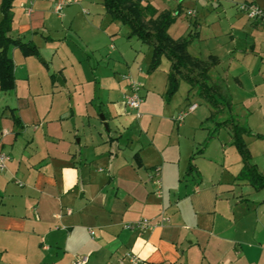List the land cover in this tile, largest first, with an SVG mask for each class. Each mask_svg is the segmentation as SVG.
Listing matches in <instances>:
<instances>
[{
	"label": "crops",
	"instance_id": "0c3cea01",
	"mask_svg": "<svg viewBox=\"0 0 264 264\" xmlns=\"http://www.w3.org/2000/svg\"><path fill=\"white\" fill-rule=\"evenodd\" d=\"M29 1L14 0L8 36L33 44L40 59L10 46L15 87L0 91V152L9 157L0 172V264L83 258L85 264H264V188L256 191L239 176L241 158L229 130L212 134L215 122L206 120L212 110L188 115L198 107L187 84L182 104L165 103L168 62L147 73L150 50L141 43L132 48L129 30L122 33L100 0H74L60 15L54 0ZM143 1L158 12L172 10L164 0ZM241 3L264 11V0H188L184 7L195 17L176 16L168 34L190 35L208 47L192 52V38L193 57L218 59L211 80L225 82L234 111H247L234 116L252 135L243 140L256 167L261 158L257 169L264 177V140L253 137L264 136L258 133L264 129V31L238 10L230 13ZM216 9L222 13L217 22L210 18ZM225 16L224 26L219 20ZM74 37L86 54L118 52L128 67L126 87L117 79L120 86L108 84L97 102L93 75L85 78L84 92L83 81L67 75L81 63L68 44ZM129 83L140 84L139 118L124 103ZM240 92L245 96L237 100ZM258 144L260 156L253 149ZM155 167L159 188L149 179ZM140 219L151 227L124 228Z\"/></svg>",
	"mask_w": 264,
	"mask_h": 264
},
{
	"label": "trees",
	"instance_id": "16d2710c",
	"mask_svg": "<svg viewBox=\"0 0 264 264\" xmlns=\"http://www.w3.org/2000/svg\"><path fill=\"white\" fill-rule=\"evenodd\" d=\"M104 12L113 22H119L129 30L127 38H136L143 46L150 50V61L147 73L154 72L163 58L168 62L166 75V91L164 100L168 102L176 93L178 86L184 82L189 86V92L195 90L214 109H226L229 118L216 122V130L228 127L232 145L241 158L242 169L240 177L247 180L256 190L264 188V177L258 173L251 161V155L242 136H252L249 129L240 126L233 114L231 97L225 82L219 78L211 80L210 72L219 61L210 56L206 60L193 57L188 52L192 36L173 39L168 34L169 27L175 22L176 16L172 11L158 12L155 7L143 0H100ZM14 0L0 1V91L10 92L15 87L13 74L14 65L7 51L10 46L20 50L24 57L33 56L40 59L37 48L24 42L21 38H11L8 32L12 22V5ZM212 119V115L208 119ZM14 123L19 125L15 118ZM262 139L259 135H253Z\"/></svg>",
	"mask_w": 264,
	"mask_h": 264
},
{
	"label": "rangeland",
	"instance_id": "374dc122",
	"mask_svg": "<svg viewBox=\"0 0 264 264\" xmlns=\"http://www.w3.org/2000/svg\"><path fill=\"white\" fill-rule=\"evenodd\" d=\"M166 4H167L168 7L172 8V10H173V8L174 9L176 8L175 4L167 3V2H166ZM69 6H70V8L71 7H75V6H73V4L69 5ZM69 6H67V7H69ZM67 7H65L64 9H67ZM64 9H63V11H64ZM73 9H75V8L70 9V11H72ZM172 10H170V11H172ZM219 10L220 9L213 10L212 13L210 14V16H211L210 18H211L212 21L217 22V19L219 17H222V13H220L221 10L220 11ZM237 10H238V7L237 8L234 7V8H232L230 13L231 14H232V12H233V14L236 13V12L238 13L239 10L238 11ZM184 11H182V12H184ZM182 12H180L179 14L182 15ZM239 13L244 15L240 11H239ZM82 15H83V18L87 17V15H85V14H82ZM83 18H81V17L79 18L78 23H77L78 26H82V22L83 21H81L80 19H83ZM220 19L221 20H219V21L221 22L220 23L221 25H224V26L228 25L227 17L223 18V19L220 18ZM211 20L208 19L209 22ZM201 22L204 23L205 21L203 19H201ZM120 29H121L122 33L124 31L127 32V30H128L127 28H125V26H122V25H120ZM79 34H80L81 38L85 37L86 36L85 29H81V33L79 32ZM121 39H122L121 40L122 42L127 41L125 38L121 37ZM132 39L133 40H131V42H130L132 48H133V44L134 45H139L140 44V42L137 39H135V38H132ZM75 40H78V38L74 37V39H71L68 42V44L74 50L73 52L77 55V57L81 58V63L78 64V65L74 63L73 67H68L67 68V75L69 77L71 76L72 78L73 77L80 78L81 81H83L82 83H84L83 84V91L84 92L87 91V89H89V85H90V84L86 83L87 81L84 82L85 78L86 79L87 78L90 79V76H93V75H94L95 81L91 80V82L93 83L94 86H96L94 94H95V98H96L97 102H98L99 98H102L103 96L105 97V95H106L105 92H107V90H108V84L117 85L118 87L121 84V87H123V88L126 87L128 79H125V78H127L126 75L128 73L126 71H127L128 67L125 65V62L123 61V59L121 57H119L118 52H112L110 54H106L107 51L102 50V51H99L98 54L94 53V52L93 53L88 52V54H86V50L84 49V47L81 46V44L79 42L80 40H78V42H77L78 45L77 46L73 43V42H75ZM193 40H194V38H193ZM193 43L194 44H192V46L190 48L192 52L195 51V52H200V54H203L204 49H208V47H205L204 45L200 44L196 40H194ZM115 46H118V42H115ZM144 49L146 51L149 50L147 47H145ZM162 60L164 62H166L165 58H163ZM162 60H161V63L163 62ZM117 79H120L121 82L118 80L120 82V84H118ZM185 85L186 84L184 82H181V87L179 85L176 93L170 98V100L168 102H165V103L169 104L170 101H171L172 104H176V105L177 104H182L184 102L183 101L184 100V95L186 94V91L184 92V89L186 87ZM191 91L189 92V97H190L189 100H191L192 102H195L197 104L198 112H196V113L194 112V114L190 113L188 115H191L190 117H195V115H197L199 117V114H201L203 112L205 113V111L207 112L206 109H208V110H212V113L210 114V115H212V119H210L209 121H212L213 119H215L216 122H221V120H219V116H221V114L225 113L226 109H221V108L220 109H214L202 96H200L199 94H196L195 90H194L195 93L192 94V95H191ZM115 95L116 94L114 93L113 96H115ZM236 96L238 97L237 100H241L242 97L245 96V94L240 92ZM234 110L235 109H233V114H235L236 116L237 115L239 116V114H240V116H242L244 111H246V110H244V111L242 110V112L240 113V112H238V111L236 112ZM236 116H235V119H236V122H237V119L239 117H236ZM240 118H242V117H240ZM240 126H242V125H240ZM243 127L248 129L247 126H243ZM221 128L228 129V127H221ZM221 128H219V129H221ZM219 129H217V130H219ZM217 130H216V128H213L212 131H211L212 134H214ZM263 130H261L258 133L264 134V133H262ZM192 132L193 131L191 129H187V132H186L185 135L187 137H190L192 135ZM102 133L105 134V135L107 134V133H105V130H102ZM243 136H248V135H243ZM243 136H242V139H243ZM259 136H261V135H259ZM257 140H264V136H262V139H257ZM259 143H262V142H259ZM258 145H259L258 150L255 149V148H253V149H254L255 153L256 154L258 153L257 155L260 156L262 154L261 150H262L263 144H258ZM258 145H256V147ZM256 164L258 165L257 167L259 169L262 168L261 167L262 160H261L260 157H258L256 159ZM257 167H256V169H257ZM257 171H258V169H257ZM258 191H260V190H258Z\"/></svg>",
	"mask_w": 264,
	"mask_h": 264
},
{
	"label": "built area",
	"instance_id": "2783aa9c",
	"mask_svg": "<svg viewBox=\"0 0 264 264\" xmlns=\"http://www.w3.org/2000/svg\"><path fill=\"white\" fill-rule=\"evenodd\" d=\"M37 1H42V0H30L29 6L33 5V3ZM187 1L188 0H165V2L167 3H172L176 5L175 6L176 8L172 10L174 16H179L180 15L179 13L185 10L184 12H182V14L187 19H193L195 17L194 10L187 9L184 7L185 2ZM196 1H207V2H213V3L219 2V0H196ZM73 3H75L74 0H54L53 11L55 14L60 15L65 7ZM237 7H238V10L242 12L249 20L257 22L261 26L262 30L264 31V11L259 6L253 3H241ZM27 12H30V9H27ZM125 79H128V78H125ZM128 87H129L130 94L125 98V101H124L125 106L128 108V110L134 112V115L136 118H139L140 117V107L143 102V99L140 95V84L129 83ZM195 107L196 106L194 104L190 105L185 112L184 111L180 112L175 117L174 120L177 123L182 122L186 114L193 111ZM8 160H9V157L6 154L0 152V172H3L5 170ZM159 175H160V169L158 167H155L149 175V179L157 186V188H159V184H160ZM163 221L165 220L163 219ZM150 227H151V223L146 219H140L135 222L128 223L124 226V228L128 230H135V229L145 230ZM90 234L92 235L93 232L90 231ZM85 261H86V258H83L81 260L77 259L73 262H70L69 264H85Z\"/></svg>",
	"mask_w": 264,
	"mask_h": 264
},
{
	"label": "water",
	"instance_id": "95a60500",
	"mask_svg": "<svg viewBox=\"0 0 264 264\" xmlns=\"http://www.w3.org/2000/svg\"><path fill=\"white\" fill-rule=\"evenodd\" d=\"M99 119H101V120L103 121V120H104L103 115H100V116H99ZM103 126H104V128L106 129V131H107V125H106V123H104Z\"/></svg>",
	"mask_w": 264,
	"mask_h": 264
}]
</instances>
